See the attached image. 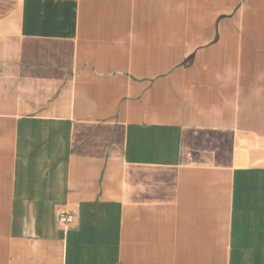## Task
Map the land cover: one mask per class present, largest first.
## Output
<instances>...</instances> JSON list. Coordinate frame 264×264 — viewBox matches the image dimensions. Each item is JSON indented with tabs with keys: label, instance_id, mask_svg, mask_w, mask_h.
<instances>
[{
	"label": "crops",
	"instance_id": "obj_1",
	"mask_svg": "<svg viewBox=\"0 0 264 264\" xmlns=\"http://www.w3.org/2000/svg\"><path fill=\"white\" fill-rule=\"evenodd\" d=\"M0 264H264V0H0Z\"/></svg>",
	"mask_w": 264,
	"mask_h": 264
},
{
	"label": "built area",
	"instance_id": "obj_2",
	"mask_svg": "<svg viewBox=\"0 0 264 264\" xmlns=\"http://www.w3.org/2000/svg\"><path fill=\"white\" fill-rule=\"evenodd\" d=\"M58 222L64 230H67L73 223V215L69 213H63L59 215Z\"/></svg>",
	"mask_w": 264,
	"mask_h": 264
}]
</instances>
